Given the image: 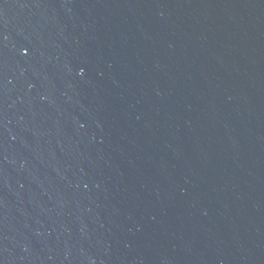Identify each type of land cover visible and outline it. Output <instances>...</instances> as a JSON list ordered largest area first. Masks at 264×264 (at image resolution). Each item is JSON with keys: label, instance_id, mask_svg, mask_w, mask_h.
Segmentation results:
<instances>
[{"label": "water", "instance_id": "obj_1", "mask_svg": "<svg viewBox=\"0 0 264 264\" xmlns=\"http://www.w3.org/2000/svg\"><path fill=\"white\" fill-rule=\"evenodd\" d=\"M0 264H264V0H0Z\"/></svg>", "mask_w": 264, "mask_h": 264}]
</instances>
